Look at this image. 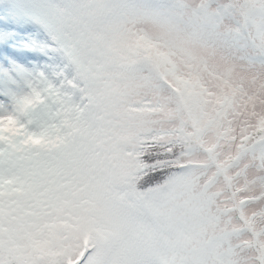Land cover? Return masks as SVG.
<instances>
[{
    "label": "snow or ice",
    "instance_id": "6c2138e0",
    "mask_svg": "<svg viewBox=\"0 0 264 264\" xmlns=\"http://www.w3.org/2000/svg\"><path fill=\"white\" fill-rule=\"evenodd\" d=\"M0 264H264V0H0Z\"/></svg>",
    "mask_w": 264,
    "mask_h": 264
}]
</instances>
